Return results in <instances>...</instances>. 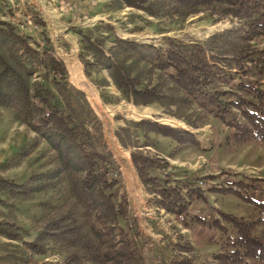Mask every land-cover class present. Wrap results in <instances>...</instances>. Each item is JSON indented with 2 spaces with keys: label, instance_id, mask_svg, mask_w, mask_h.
Returning a JSON list of instances; mask_svg holds the SVG:
<instances>
[{
  "label": "trees",
  "instance_id": "trees-1",
  "mask_svg": "<svg viewBox=\"0 0 264 264\" xmlns=\"http://www.w3.org/2000/svg\"><path fill=\"white\" fill-rule=\"evenodd\" d=\"M114 4H124L151 17L167 12L188 16L205 6L212 15L237 20L233 29L215 34L203 44L170 39L160 47L117 38L106 50L104 38L92 32L77 33L90 57L83 60L87 75L91 76L94 69L106 70L113 86L135 107L160 105L163 115L191 130L202 128L211 114L233 131L226 146L264 144V92L254 82L242 79L249 74L246 61L258 62L264 74V50L256 51L252 44L254 39L264 37V0H114ZM31 41L32 37L21 34L12 22L0 19V107L15 109L32 130L59 147L62 156L55 168L25 183L0 176V192L31 200L65 180L71 199L55 207L34 242L24 243L37 255L59 246L67 254L62 264H143L129 232L120 224L129 217L128 197L112 192L121 187V169L112 152L103 146L100 128H85L86 117L96 119L93 112L76 109L61 84L58 91L66 103V113L55 106L50 90L38 82L31 85V79L41 70L46 76L65 74L49 38L36 46ZM257 54L260 56L253 58ZM104 81L102 86H107L109 82ZM187 128L143 118L127 120L116 132L121 146L131 150L138 177L158 208L184 217L191 215L196 202H207L206 191L198 181L216 176L183 182L167 172L162 182L153 172L162 171L169 163L150 155L147 148L151 134L171 139L179 151L199 148L196 134ZM247 188L248 184L239 181L208 190L254 205L256 214L254 220L246 221L216 209L219 216L211 226L228 233V225L236 236L228 237L227 248L200 264H264V201L247 195ZM198 213L194 212L193 221L203 226L205 222ZM19 231L16 224L0 220V237L19 241ZM178 247L187 253L194 250L190 244ZM5 261L0 257V264ZM177 263L195 264L190 258Z\"/></svg>",
  "mask_w": 264,
  "mask_h": 264
},
{
  "label": "rangeland",
  "instance_id": "rangeland-1",
  "mask_svg": "<svg viewBox=\"0 0 264 264\" xmlns=\"http://www.w3.org/2000/svg\"><path fill=\"white\" fill-rule=\"evenodd\" d=\"M0 19L12 22L21 34L31 36L34 46L49 38L54 56L64 65L63 77L46 76L41 70L33 76L31 85L38 82L50 90L55 106L66 113V103L58 91V84H61L76 109L93 112L96 119L86 117L85 128L92 129L95 125L100 128L103 146L112 152L121 169V187L112 192L128 197L129 217L120 224L129 232L143 264H178L184 258L200 264L227 248L228 237L234 238L236 231L228 225V233L211 226L219 216L216 209L246 221L254 220V205L232 195L208 190L241 181L249 185L247 195L264 201V144L252 142L238 147L226 146L227 137L233 131L211 114L206 116L202 128L191 130L183 122L163 115L160 105L135 107L113 86L106 70L94 69L91 76L87 75L83 60L90 57L77 33L92 32L94 36L104 38L106 50L114 46L113 41L117 38L160 47H165L170 39L203 44L213 35L233 29L238 25L237 20L212 15L205 6L188 16L167 12L151 17L124 4L118 7L114 0H0ZM252 44L256 51L264 50V37L254 39ZM260 69L258 62L246 61L249 74L242 79L254 82L264 92V74ZM236 78L238 82L239 76ZM104 80L109 82L107 86H102ZM143 118L187 128L200 142L199 148L188 147L179 151L177 143L171 139L151 134L147 151L169 163L162 171L153 172V175H159L160 181H164L167 172L171 173L172 179L183 182L216 176L215 179L198 181L206 191L207 202H196L188 217L167 214L158 208L154 196L146 191L138 177L131 150L118 142L116 132L127 120ZM60 155V148L32 130L15 109L0 107L1 177L25 183L32 176L55 168ZM242 192L245 193L246 189ZM70 199V187L65 180L53 189L37 193L31 200L0 192V200L4 202L0 203V220L16 224L21 234L19 241L0 237V257H4L5 263H64L67 254L59 246L54 245L45 254L37 255L24 242H34L55 207ZM194 212H200L198 214L205 222L203 226L193 221ZM185 244L193 246V252L179 249V245Z\"/></svg>",
  "mask_w": 264,
  "mask_h": 264
}]
</instances>
